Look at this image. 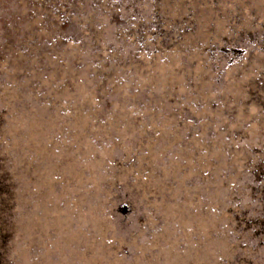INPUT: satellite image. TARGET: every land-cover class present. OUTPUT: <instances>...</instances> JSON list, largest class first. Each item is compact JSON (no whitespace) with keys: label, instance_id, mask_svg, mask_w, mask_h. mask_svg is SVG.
Instances as JSON below:
<instances>
[{"label":"rangeland","instance_id":"1","mask_svg":"<svg viewBox=\"0 0 264 264\" xmlns=\"http://www.w3.org/2000/svg\"><path fill=\"white\" fill-rule=\"evenodd\" d=\"M0 264H264V0H0Z\"/></svg>","mask_w":264,"mask_h":264}]
</instances>
